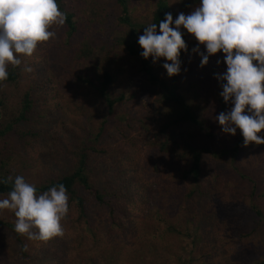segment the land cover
Here are the masks:
<instances>
[{"label": "rangeland", "instance_id": "rangeland-1", "mask_svg": "<svg viewBox=\"0 0 264 264\" xmlns=\"http://www.w3.org/2000/svg\"><path fill=\"white\" fill-rule=\"evenodd\" d=\"M135 1L129 0L130 13L136 16L135 22H146L141 18L142 14L144 15L146 4L138 12L139 8H137L136 4L134 5ZM169 1L176 10V17L179 13L191 14L192 11L187 5L189 0ZM154 2L156 0L151 2L146 12L147 15H150ZM74 4L83 8L81 14L76 15L77 24L79 22V27L77 25L78 35L74 38H69L64 35L62 29H57L56 36L58 39L56 40V46L50 42L39 45L32 57H22V64L16 66L18 68L16 72L19 71L17 82L0 84V125L4 127L9 122L13 125L12 131L7 136H0V150H6L3 149L4 142L7 139H11V137L18 139L21 145L20 148H9L14 153V156L11 155L12 158L0 155V162L5 159L3 172L13 178L18 175L23 176L26 182L35 186L45 183L49 179L60 177L71 159V153L75 147V138L76 140L83 138L86 127L85 117L89 118L94 124L99 123L102 119L101 114L103 112L100 113L99 111L104 109H101L102 100L97 89L98 83L85 82L83 78H78L74 57L71 60V53L74 52L73 45L83 40L81 30L87 34L85 43L89 44L91 42L94 44L93 51L98 56L93 61L92 69L102 74L104 70L107 71L112 68L111 73L115 77L114 85L117 88L126 89L129 94L131 89L135 88L140 94L145 95L141 101L134 100L127 106L126 110L149 115L150 122L157 126L165 122V119H163L165 116L161 113L166 111L167 107H162L161 105L159 107L158 104L162 95L161 88L160 86L153 87L150 79L144 77V73L138 71L134 58L130 62L131 67H128V70H121L122 67L114 66L100 59L102 53L106 54L107 57V47L127 36L128 28L125 25L117 26L119 24L118 21H115L113 25L108 22L109 16L114 19L119 14L121 11L120 5L117 4L116 0H74ZM99 21H102L103 24ZM157 30L159 31V29ZM209 59L211 61L209 66L203 68L198 64L197 67L202 69L192 70L194 64L187 65L181 70L179 75L174 77H169L162 65H158L155 70L160 79H166L169 82L174 80L181 86L180 90L183 92L188 90L189 92L186 95L189 100L188 103L193 106V103H199L195 102V98L200 100L199 96L204 95L207 87L212 90L215 89L216 83H219L215 76L226 71L227 67L223 62L224 54L222 52L211 56ZM123 60L124 58H121L117 62H122ZM218 60L221 63L218 64ZM113 61L115 62V60ZM25 64L32 67L33 71L31 73L22 71ZM9 67L15 66L9 65ZM49 76L56 80L57 85H50L46 90L41 88L39 92L34 90L38 88L40 83L42 85V81L44 82ZM212 79L215 80L212 81ZM28 92L32 99V104L31 109L25 112L22 108L25 95ZM159 109H161L160 114H158ZM93 113L96 117L92 115ZM201 114H203L202 111L200 112ZM185 126L190 131L192 130V133L195 134L198 141L202 142V144L211 143L212 131L210 129L201 130L192 124H187L183 125L181 130ZM192 126L193 128H191ZM175 128L177 127L175 126ZM31 130L34 133H26ZM219 134V132L216 134L213 144L205 145L210 147L213 150L212 152L219 145ZM104 147L115 149L117 143L112 145L107 142L104 143ZM143 149L137 147L130 150L129 153L143 160L146 152H148L147 148ZM254 149V146L246 148L245 151L248 154L244 157V165L241 166L243 170L241 173L235 171L238 177L243 175L245 180L248 178L250 165L257 166L264 162V159L260 157V153H254ZM155 151L158 152L157 149ZM164 155L166 156L167 153H164ZM178 156L179 154L175 150H169L168 160L177 162ZM224 161L229 162L228 172L233 175L230 159L210 157L202 167V181L205 185L216 184L218 178L225 177L221 166ZM96 164L99 165V173L103 175L101 177L102 180L105 182L107 179H111L110 176L112 174L108 172L110 164L106 163L102 157L96 160ZM185 167L188 169L189 163L182 161L172 169L164 165H162L160 170L156 168L155 176L147 177L149 176L147 173L142 175L148 184L155 183V180L159 181V186L157 187L155 184L154 188H158L162 202L166 206L169 205V210L167 209L165 214L168 217H176L174 214H179L180 211V216L186 215L187 219L188 212H196L200 209L188 206L193 201L189 199L187 193L194 185L192 179L184 176ZM111 168L114 169L113 166ZM233 169L235 170L234 166ZM261 170L263 177L264 165ZM106 175L109 177L105 179ZM243 179L239 183L240 185L245 181ZM248 180L244 182L243 188H239L237 185L235 190L230 188V191L226 190L225 194H219L220 207L217 208V211L220 209V215L213 216V222L210 220L203 228L202 240L200 238L198 239L199 241H194L191 244L192 248L190 247L192 250L183 254L185 258L193 253L199 255L191 257L193 259L191 261L192 264H218L221 259L219 255L214 253L215 250H219L218 253L224 250L227 256L235 253L241 239V237L239 238V233L245 229L250 230L252 228L251 216L255 211L253 210V197H248L252 184L249 178ZM216 185L218 189H221L219 184ZM1 198H7V196ZM254 199L264 202V190L257 191ZM145 205L146 202L142 207ZM155 210L143 212L140 207L136 208L138 217L133 216L130 220H127L125 227L127 233H131L130 238H125L126 234H124L120 240H115L107 236L103 228H98L94 236L80 239L75 248L73 243L70 244L74 249L69 250L72 260H69L67 264H79L78 253L82 250L86 251L85 253H90L92 257L94 253L97 256L98 264H145L146 259L143 254H151V251L155 254H161L166 259H173L174 264H178L177 256L182 251L181 246L191 240L179 238L176 234L173 237L168 236V234L163 237L160 236L153 227V223L156 220ZM222 210L226 211V213L229 212L230 217L227 222L222 221L224 218H220ZM95 211L98 215V221H102L103 217L100 216L103 211L102 207L95 206ZM74 213L77 216L78 212L75 209ZM15 219L11 210L0 211V220L3 223L15 224ZM71 224L70 220L65 223L66 230L62 234L63 241L72 242L78 231L83 227V225L78 224L73 227ZM204 236L206 238L203 239ZM21 239L23 246L28 245L27 251L21 248V244L15 235L6 226L0 224V264L56 263V258H50L42 263V257L50 250L48 241H29L26 235H21ZM204 240H206L205 243H200ZM251 240L244 249L245 256L238 262L239 264L245 260L250 263L252 258V261L258 264L260 261L259 257L264 256V229L257 230ZM199 247H201V250ZM97 248L103 249V251L99 253ZM248 256L250 257L247 259Z\"/></svg>", "mask_w": 264, "mask_h": 264}, {"label": "trees", "instance_id": "trees-1", "mask_svg": "<svg viewBox=\"0 0 264 264\" xmlns=\"http://www.w3.org/2000/svg\"><path fill=\"white\" fill-rule=\"evenodd\" d=\"M116 2L120 5L121 11L114 19L109 16L108 22L113 25L115 21H118L119 24L117 26L125 25L128 28L127 36H124L119 42H113L110 47H107V57L101 51L100 59L114 66L122 67L121 70H128V67H131L130 62L134 58L138 71L144 73V77L150 79L153 87L160 86L161 88L162 95L158 104L159 107L166 106L167 109L163 113L160 112L162 108L159 109L158 114L161 113L165 116L163 117L165 122L160 127L150 122L149 115L126 110L127 106L134 102V100L141 101L145 95L140 94L135 88L131 89L130 94L126 89L117 88L114 85L115 77L111 73L112 68H109L107 71L104 70L102 74L92 69L93 61L98 56L93 51L94 44L91 42L89 44L85 43L87 34L81 30L83 40L73 45L74 52L71 53V60L74 57L78 78H83L85 82L92 81L98 83L97 89L102 100L101 109L104 110L99 111L103 113L101 114V121L97 124H94L89 118L85 117L86 127L83 138L81 140H76L75 138V147L71 153V159L60 177L49 179L47 182L35 186L38 193H43L53 186L63 184L67 189L70 205V212L62 221L63 231L66 230L65 223L67 220H70V223L72 222L71 225L73 227L76 224L83 225L72 242L63 241L62 235L49 239L48 245L50 250L42 257V263L50 258H56L55 264H67L69 260H72L69 250L74 249L80 239L94 236L98 228H103L106 235L115 240H120L124 234H126L125 238H130L131 233H127L125 230L127 220H130L133 216L138 217L136 215V208L140 207L143 212L156 209V220L153 223V227L160 236L163 237L168 234V236L173 237L176 234L179 238L191 240L187 244L183 243V246H181L182 251L177 256V262L179 261L178 264H192L191 261L193 259L191 257L199 255L193 253L185 258L183 254L192 250L191 244L194 241H199L198 239L200 238L202 240L203 228L210 220L213 222V216L220 215V209L217 211V208L220 207L219 194H225V191H230V188L235 190L237 185L239 188H243L244 182L249 181V178L252 184L248 197H253V210L255 211L251 216L252 228L250 230L245 229L239 233V238L241 237V239L235 253L227 256L224 250L219 253V250H215L214 252L221 259L218 264H239L238 262L245 256L244 249L252 241L254 233L257 230L264 229V205H262L264 202L254 199L257 191L264 190V176L262 177L261 170L264 162L257 166L250 165L246 180L243 179L242 174V176L238 177L236 172L241 173L243 170L241 166L244 165V157L248 154L245 151L247 147L254 146V153H260V157L264 159V145L252 143L245 146L244 138L239 129H237L235 136L225 134L221 126L215 122V116L221 112H227L231 108V105L226 104L220 95L222 88L219 80L216 79L219 83H216L215 89L212 90L207 87L204 95L199 96L200 100L195 98V102L199 103H193L195 106H191L186 96L187 92H189L188 90H184L185 92L180 90L181 86L174 80L169 82L166 79L159 78L155 69L158 68V65L163 66V63L166 61L161 59L158 62H153L151 58L146 60L140 55L143 49L138 44L139 33L143 35L144 28L151 23H156L157 29H159V23L165 19L166 13H171L173 18L176 17V10L169 0H156L150 11V15H147L146 12L153 0H136L134 5L136 4L137 8H139L138 12L146 4L144 15L142 14L141 17L146 22L142 21L141 23L139 21L135 22L136 16L130 13L129 0H116ZM57 3L59 9L66 14L67 19L65 25L54 26L51 30L62 29L66 37H76L79 33V31L77 32L79 22L77 24L76 15H80L83 8L75 5L74 0H57ZM199 3L200 0H189L187 5L191 11H194L199 6ZM99 22L103 24L102 21ZM182 32L184 33L183 39L187 45V51H182L180 54L181 65H183L181 70L187 65L193 64L192 70H201L202 68H198L197 65H201L200 53L206 52V49L203 45L199 44L194 36L187 33V30L182 29ZM57 39L58 37L56 36L55 39L49 42L56 46ZM197 47H199L200 52L195 51ZM121 58H124V60L117 62ZM210 63L209 59L207 66ZM225 66L227 67V65ZM16 69H18L16 66L8 67V79L3 83L17 82L19 71L16 72ZM50 85H57L56 80L51 76L47 77L44 82L42 81V85L40 83L38 88L34 90L37 92L41 88L46 90ZM29 92L25 95L24 106L22 108L25 112L31 109L32 99ZM201 111L203 114L200 115ZM92 115L96 117L94 113ZM187 124H192L201 130L210 129L212 131V140L209 144L214 143L215 136L219 132V145L215 148V151L212 152L213 150L210 147L205 146L209 144H202V142L198 141L192 130L190 131L186 126L181 130L182 126ZM12 129L13 125L11 122L7 123L4 127L0 125V136H7ZM155 130L157 131L155 132ZM26 133H34V131H27ZM260 135L264 136V132ZM107 142L112 145L117 143V147L115 149L104 147V143ZM20 146V141L11 137V139L5 140L3 149L6 150H0V155L12 158L11 155L14 156V153L9 148H20ZM137 147L148 149L143 160L129 153L130 150ZM156 149L158 152L155 151ZM172 149L179 154L177 162L168 160L169 150ZM164 153H167V155L165 156ZM99 157H102L106 163L110 164L108 172L112 174L110 176L111 179H107L105 182L101 178L103 175L98 171L99 165L96 164V160ZM210 157L231 160L230 166L232 165L233 175L228 172V161H224L221 165L225 177L218 178L216 182V184L220 185L221 189H218L215 183L205 185L202 181V167ZM4 160L0 162V198L7 196L13 190L15 179L12 177V181L5 182L9 176L3 172ZM182 161L189 163V168H184V176L192 179L194 185L187 193L189 199L193 201L188 206L194 209L200 208L196 212H188L187 219L186 215L180 216V211L179 214H174L176 217L165 215L167 209L169 210V205L166 206L161 200V195H159L157 188L159 181L155 180V183L148 184L142 177L145 173L149 175L147 177H151V175L155 176L156 168L160 170L162 165H164L172 169ZM112 166L114 169L111 168ZM108 177L106 175L105 179ZM242 179L245 181L240 185L239 183L242 182ZM155 184L156 188H154ZM145 202L146 205L142 207ZM95 206L102 207L103 211L100 215L103 217L102 221H98ZM74 209L78 212L77 216L74 213ZM229 217V212L221 211L220 218H224L222 221L227 222ZM0 224L6 226L15 235L23 249L21 234H17L14 231V224H5L1 220ZM205 241L200 243H205ZM72 243L74 248L70 245ZM199 249L201 250V247ZM97 251L101 253L103 249L97 248ZM85 252L82 250L78 253L79 264H98L97 256L94 253L92 257L90 253ZM150 253L143 254L146 259L145 264H174L173 259H166L161 254H155L152 251ZM259 258L258 264H264V256H260ZM252 259L250 263L245 260L241 264H255Z\"/></svg>", "mask_w": 264, "mask_h": 264}, {"label": "clouds", "instance_id": "clouds-1", "mask_svg": "<svg viewBox=\"0 0 264 264\" xmlns=\"http://www.w3.org/2000/svg\"><path fill=\"white\" fill-rule=\"evenodd\" d=\"M66 19L57 0H0V83L8 79L9 65H21L22 57H32L39 45L55 39L57 33L51 29L65 25ZM182 29L206 49L200 53L201 67L211 56L224 54L226 71L215 78L231 108L215 116V122L225 134L235 136L239 129L245 146L264 145L260 135L264 132V0H200L191 14L179 13L174 19L166 13L159 31L156 23L145 27L138 37L140 55L153 62L164 59L169 77L180 74V54L187 51ZM195 51L200 52L199 47ZM22 71L33 69L25 64ZM9 181L11 176L5 182ZM3 210L14 213L17 234L29 241H48L63 234L62 221L70 212L67 189L59 184L38 193L35 185L18 175L7 198H0Z\"/></svg>", "mask_w": 264, "mask_h": 264}]
</instances>
